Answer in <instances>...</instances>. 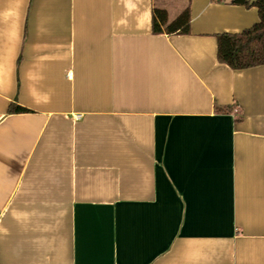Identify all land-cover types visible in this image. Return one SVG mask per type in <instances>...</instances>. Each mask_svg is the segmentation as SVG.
Segmentation results:
<instances>
[{"label":"crops","instance_id":"crops-1","mask_svg":"<svg viewBox=\"0 0 264 264\" xmlns=\"http://www.w3.org/2000/svg\"><path fill=\"white\" fill-rule=\"evenodd\" d=\"M187 7L189 35L153 33L155 8ZM259 21L0 0V264H264V65L217 56Z\"/></svg>","mask_w":264,"mask_h":264},{"label":"trees","instance_id":"trees-1","mask_svg":"<svg viewBox=\"0 0 264 264\" xmlns=\"http://www.w3.org/2000/svg\"><path fill=\"white\" fill-rule=\"evenodd\" d=\"M233 4L258 9L260 21L252 28L239 34L217 35L218 60L233 70L250 69L264 65V0L251 5L247 0H230ZM190 9L187 7L170 21L164 9L155 8L152 17V31L156 35H189ZM28 110L17 103L9 106V114L26 113Z\"/></svg>","mask_w":264,"mask_h":264},{"label":"water","instance_id":"water-1","mask_svg":"<svg viewBox=\"0 0 264 264\" xmlns=\"http://www.w3.org/2000/svg\"><path fill=\"white\" fill-rule=\"evenodd\" d=\"M251 5L255 4L258 0H247Z\"/></svg>","mask_w":264,"mask_h":264},{"label":"rangeland","instance_id":"rangeland-1","mask_svg":"<svg viewBox=\"0 0 264 264\" xmlns=\"http://www.w3.org/2000/svg\"><path fill=\"white\" fill-rule=\"evenodd\" d=\"M170 1H171V0H170ZM173 1H178V2H182V3L184 2V0H172V2H173Z\"/></svg>","mask_w":264,"mask_h":264},{"label":"built area","instance_id":"built-area-1","mask_svg":"<svg viewBox=\"0 0 264 264\" xmlns=\"http://www.w3.org/2000/svg\"><path fill=\"white\" fill-rule=\"evenodd\" d=\"M80 118H81V116H78V117H77V119H80Z\"/></svg>","mask_w":264,"mask_h":264}]
</instances>
